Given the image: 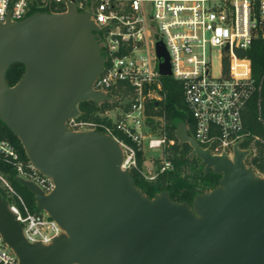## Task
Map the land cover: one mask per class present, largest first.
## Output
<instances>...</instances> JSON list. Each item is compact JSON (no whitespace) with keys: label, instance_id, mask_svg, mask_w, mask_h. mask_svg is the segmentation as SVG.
Returning <instances> with one entry per match:
<instances>
[{"label":"water","instance_id":"95a60500","mask_svg":"<svg viewBox=\"0 0 264 264\" xmlns=\"http://www.w3.org/2000/svg\"><path fill=\"white\" fill-rule=\"evenodd\" d=\"M65 3L62 12L0 21V119L54 186L46 193L32 180L15 179L61 228L47 244L28 241L0 195V234L18 264H264V176L246 164L250 150L240 141L231 157L214 154L213 143L203 148L178 122L175 137L189 144V156L200 159L205 172L221 175L189 205L167 191L143 194L122 166L123 148L113 136L67 126L81 115V102L113 97L94 88L105 63L99 27L88 7ZM156 52L159 72L169 76L162 41ZM16 62L25 70L9 85L6 71Z\"/></svg>","mask_w":264,"mask_h":264},{"label":"built area","instance_id":"2783aa9c","mask_svg":"<svg viewBox=\"0 0 264 264\" xmlns=\"http://www.w3.org/2000/svg\"><path fill=\"white\" fill-rule=\"evenodd\" d=\"M51 3L66 7L65 0H0V21H19L29 16L33 6ZM75 3L79 11L88 7L90 18L99 27L95 35L105 63L94 88L119 102L114 108L119 117L113 118L107 110L99 113L110 123L80 116L71 118L66 122L71 130H98L113 136L123 148L122 166L129 170L136 167V148L119 139L116 132L130 137L141 149L144 137L141 129L149 116L147 105L154 102L157 106L164 98L166 75L159 72L162 58L156 52V43L162 41L169 54V76L181 82L183 99L193 119L191 136L203 148L213 143L212 153L226 152L229 157L233 144L240 141L241 148L250 150L246 164L259 173L254 143L262 142L264 160V138L245 132L243 111L252 94L261 89V83L252 76L247 52L255 39L264 42V0H95L91 5L75 0ZM236 50L245 54L238 55ZM213 57L220 60L219 76L211 72ZM158 119L163 125V118ZM165 139V135L150 138L148 146L159 147ZM246 140L248 144L244 147ZM0 155L14 164L17 176L34 181L46 193L52 190L53 181L31 163L21 161L13 146L3 139ZM0 189L28 241L47 244L61 232L46 212H32L1 173ZM0 264H18L1 234Z\"/></svg>","mask_w":264,"mask_h":264},{"label":"trees","instance_id":"16d2710c","mask_svg":"<svg viewBox=\"0 0 264 264\" xmlns=\"http://www.w3.org/2000/svg\"><path fill=\"white\" fill-rule=\"evenodd\" d=\"M87 5H91L95 0H84ZM64 4L51 3L44 7L31 8L30 14L41 12H62L65 11ZM29 14V15H30ZM251 60L252 76L261 83L260 91H256L249 99L244 113V130L252 135L259 134L263 129V124L258 120L259 112L264 120V42L255 39L247 52ZM25 66L21 62L13 63L6 71V82L14 85L22 77ZM164 98L155 106L154 102L147 105V113L163 118V133L166 140L172 141L164 150V156L157 160L158 165L155 169L153 178H147L142 173L143 152L137 144L122 132L117 131L116 136L133 145L136 148V167L130 169L131 176L136 187L145 195L153 197L155 194L167 191L170 198L174 201L192 204L193 198L199 193L209 191L218 185L220 174H215L212 170L204 171V165L195 156H189L191 147L187 143H180L175 137L176 126L179 121H184L188 128L189 135H192V116L184 102L182 85L179 80L173 77H163ZM118 101H104L95 103L94 101H84L79 104L81 110L80 118L96 120L98 122L110 123V119L101 117L97 112L118 106ZM155 129L156 123L152 118L148 120ZM0 139L8 141L17 151L19 158L25 164L30 163L24 148L17 135L0 119ZM168 162L169 166H165ZM255 163L260 170H264L262 154L255 158ZM164 169H162V167ZM0 173L26 198V203L32 212L41 211L38 209L33 193L25 186L20 184L15 178L17 171L14 164L0 155ZM0 195L6 200L4 192L0 189Z\"/></svg>","mask_w":264,"mask_h":264},{"label":"rangeland","instance_id":"374dc122","mask_svg":"<svg viewBox=\"0 0 264 264\" xmlns=\"http://www.w3.org/2000/svg\"><path fill=\"white\" fill-rule=\"evenodd\" d=\"M221 71L222 70H221L219 58L218 57H213L212 58V67H211L212 74L214 76H219L221 74ZM115 107L110 108V109H106V110L103 111V113L108 110V113L113 118L119 117V115H117V109H114ZM97 113L100 116V113L99 112H97ZM258 116H259L258 120L260 122H262V124H263L264 120H263L260 112H259ZM151 118L156 123L158 122V126L156 125L155 129H152V125L150 123H148V120L151 119ZM158 118L159 117H157V116L155 118V115L150 113L149 116L146 119L145 124H143L142 129H141V133L144 136L143 139H142V144H141V150L143 152V157H144L143 165H142V173L147 178H150L151 176H154V174H155L154 171H155V169H156V167L158 165L157 160H161L163 158L164 150L171 144V141H168V140L165 139V143H162L159 147H149L148 146V140L150 138L161 137V136L164 135L162 122H160ZM259 136L261 138H264V125H263L262 131H260V133H259ZM247 144H248V142H247ZM254 145H255L256 150H257V155H256V157H257L260 154H262V152H263V144H262V142L260 140H255ZM20 194H21L22 198L24 199V201L26 202V198L22 195V193H20Z\"/></svg>","mask_w":264,"mask_h":264},{"label":"crops","instance_id":"0c3cea01","mask_svg":"<svg viewBox=\"0 0 264 264\" xmlns=\"http://www.w3.org/2000/svg\"><path fill=\"white\" fill-rule=\"evenodd\" d=\"M244 110H245V109H244ZM243 113H244V111H243ZM243 123H244V122H243ZM252 136H254V137H260L259 134H254V135H252ZM260 138H261V137H260ZM243 146H244V147L247 146V140L243 142ZM255 167H256V169L258 170V172H260L261 174L264 175V170H260L259 167L257 166V163H255Z\"/></svg>","mask_w":264,"mask_h":264}]
</instances>
